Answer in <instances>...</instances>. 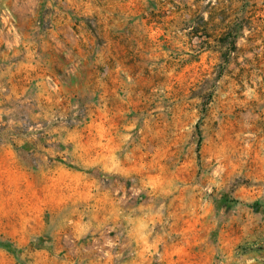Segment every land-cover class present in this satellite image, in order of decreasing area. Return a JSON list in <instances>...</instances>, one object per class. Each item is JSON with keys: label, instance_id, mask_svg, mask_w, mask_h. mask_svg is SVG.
<instances>
[{"label": "rangeland", "instance_id": "374dc122", "mask_svg": "<svg viewBox=\"0 0 264 264\" xmlns=\"http://www.w3.org/2000/svg\"><path fill=\"white\" fill-rule=\"evenodd\" d=\"M0 264H264V0H0Z\"/></svg>", "mask_w": 264, "mask_h": 264}]
</instances>
